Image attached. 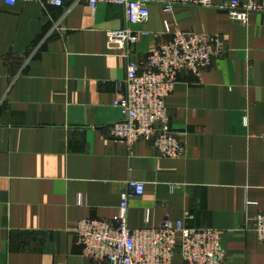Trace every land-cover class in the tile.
I'll return each mask as SVG.
<instances>
[{
	"label": "crops",
	"instance_id": "0c3cea01",
	"mask_svg": "<svg viewBox=\"0 0 264 264\" xmlns=\"http://www.w3.org/2000/svg\"><path fill=\"white\" fill-rule=\"evenodd\" d=\"M149 12L132 27L147 33L129 50L137 64L172 37L165 23L218 35L225 48L198 76L183 74L166 100L185 147L177 160L144 141L129 150L109 139L122 119L113 103L126 61L106 32L127 27L122 7L0 0V264H97L81 256L74 229L111 222L131 181L144 193L128 200L130 228L168 219L218 229L224 264H264L253 231L264 210V15L241 25L216 9Z\"/></svg>",
	"mask_w": 264,
	"mask_h": 264
},
{
	"label": "built area",
	"instance_id": "2783aa9c",
	"mask_svg": "<svg viewBox=\"0 0 264 264\" xmlns=\"http://www.w3.org/2000/svg\"><path fill=\"white\" fill-rule=\"evenodd\" d=\"M18 2L56 8L85 3L92 11L107 3L124 9L127 27L106 32L107 46L116 48L126 61V75L115 83L113 103L122 119L109 127V139L129 150L139 141L147 142L157 157L171 160L182 158L185 147L170 126L166 100L183 74L198 76L223 55L225 48L218 35L171 32L165 23V32L172 37L160 43L144 63L137 64L130 59L129 50L147 33L132 27L148 20L151 5L159 6L164 14L178 7L216 9L241 25H246L252 14L264 15V0H227L219 5L212 0H3L9 7ZM260 138L264 143V135ZM126 187L111 222L83 219L77 223L73 233L84 259L97 264H172L178 255L183 264H224L222 232L218 229L187 228L183 221L172 223L168 219L157 228H130L128 200L142 196L144 187L133 181ZM185 216L191 219L187 213ZM253 231L264 243V210L254 218Z\"/></svg>",
	"mask_w": 264,
	"mask_h": 264
}]
</instances>
